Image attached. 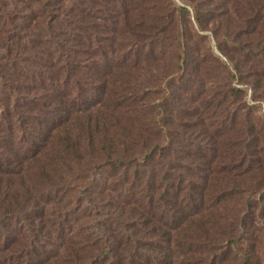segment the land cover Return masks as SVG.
<instances>
[{
  "label": "rangeland",
  "instance_id": "obj_1",
  "mask_svg": "<svg viewBox=\"0 0 264 264\" xmlns=\"http://www.w3.org/2000/svg\"><path fill=\"white\" fill-rule=\"evenodd\" d=\"M14 28L28 30L12 58ZM0 70L71 128L67 155H48L68 164L33 175L22 216L9 217L50 230L45 264H67L78 233L126 235L133 205L149 210L189 175L206 208L181 226L195 245L175 264H207L203 240L214 264H264V0H0Z\"/></svg>",
  "mask_w": 264,
  "mask_h": 264
},
{
  "label": "trees",
  "instance_id": "obj_2",
  "mask_svg": "<svg viewBox=\"0 0 264 264\" xmlns=\"http://www.w3.org/2000/svg\"><path fill=\"white\" fill-rule=\"evenodd\" d=\"M14 30L11 33L6 31L5 38L8 37V41L4 42V49L12 58L25 48L21 43L25 34L22 32L28 29ZM21 61L26 64L27 59L23 58ZM26 66L31 67L28 64ZM4 73L0 70V83H4L9 92L2 93L6 113L0 118V264H45L52 255L48 249L50 230H46L43 223L41 226H35V219L28 216L23 217L24 223L20 229H12L10 219L16 214L22 216L23 204L31 193L27 181L33 175L50 177L53 166L68 164L53 162L49 167L48 155L55 151L66 154V147L73 137L65 120L52 119L50 106L38 103L37 99L40 98L34 96L36 90H33L32 83L25 84L16 73ZM33 80L31 77V82ZM22 84L27 86L24 93H21ZM46 96L44 94V100ZM15 97L17 100H24L23 109L20 111H15ZM66 158L61 156V161ZM33 162L39 165L41 170L30 171V164ZM194 177L188 176L191 186H187L183 181L178 185L171 184L166 188L167 197L157 204L152 203L153 207L147 211H141V208L133 205V215L131 219L127 218L126 235L108 239L94 231L84 241L78 236L80 233L72 234L75 236L70 238L73 244L68 254L72 259L67 264H151L152 260L157 264H175L174 258L179 255L180 245H195L192 240L183 236L185 234L181 236L182 231L197 217H203L206 208L202 181ZM24 184L26 188L23 187ZM196 194L199 197H196ZM147 224L155 229L159 228V233L151 234ZM182 225L185 227L182 228ZM76 238L80 240L75 241ZM111 240H114L113 244ZM211 245L207 240L196 244L200 250L205 251V256L198 258L197 262L208 264L212 257L211 263L214 264L218 255L210 254ZM208 253L209 255H206Z\"/></svg>",
  "mask_w": 264,
  "mask_h": 264
}]
</instances>
